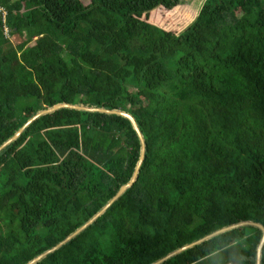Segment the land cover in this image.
Here are the masks:
<instances>
[{"label": "trees", "instance_id": "trees-1", "mask_svg": "<svg viewBox=\"0 0 264 264\" xmlns=\"http://www.w3.org/2000/svg\"><path fill=\"white\" fill-rule=\"evenodd\" d=\"M183 5L0 0V146L61 103L129 114L145 145L132 186L36 264H153L227 226L264 227V0H203L180 24ZM139 157L124 117L63 108L33 121L0 151V264L82 227ZM260 239L240 227L162 264H255Z\"/></svg>", "mask_w": 264, "mask_h": 264}, {"label": "water", "instance_id": "water-1", "mask_svg": "<svg viewBox=\"0 0 264 264\" xmlns=\"http://www.w3.org/2000/svg\"><path fill=\"white\" fill-rule=\"evenodd\" d=\"M63 108H67V109H73V110H78V111H84V112H89V113H105V114H114V115H118L121 117L126 118L133 130L136 132V135L139 139L140 142V157H139V161L137 163V166L134 170V173L130 179V181L121 187V189L118 191V193L116 194V196L103 208L101 209L94 217H92L87 223H85L82 227H80L79 229H77L76 231H74L72 234H70L68 237H66L63 241H61L60 243H58L57 245H55L53 248L49 249L48 251L40 254L39 256H37L36 258H34L33 260H31L30 262H28L27 264H36L39 261H41L43 258H45L47 255L53 253L54 251H56L57 249L61 248L63 245H65L67 242H69L71 239L75 238L76 236H78L80 233H82L86 228H88V226H90L100 215H102V213L106 210V208L112 203L114 202L117 198H119L125 190H127L128 188H130L132 186V184L135 182L137 174H138V170L139 167L141 165V162L143 160V156H144V152H145V145H144V140L143 137L137 127V124L134 120V118L124 112H120V111H108L106 109L103 108H98V107H94L92 105H83V104H65V103H61V104H57L51 108H48L46 110H41L38 111L32 118H30L9 140H7L6 142H4L1 146H0V151L5 148L7 145H9L10 143H12L13 141H15L19 135L36 119H38L41 116L44 115H48L51 113H54L57 110L63 109ZM240 227H253L256 228L258 230H260L261 232V239L260 242L257 246L256 249V259H255V264H261V253H262V247L264 245V227L256 222L253 221H244V222H240L234 225H230L227 226L225 228H222L220 230H217L199 240H196L190 244L184 245L181 248H178L172 252H170L169 254H167L166 256H164L163 258H161L160 260L154 262L153 264H162L163 262L169 260L170 258H172L173 256H176L178 254H180L181 252L190 249L196 245H199L205 241H208L210 239H212L213 237H216L220 234H223L225 232L240 228Z\"/></svg>", "mask_w": 264, "mask_h": 264}, {"label": "rangeland", "instance_id": "rangeland-1", "mask_svg": "<svg viewBox=\"0 0 264 264\" xmlns=\"http://www.w3.org/2000/svg\"><path fill=\"white\" fill-rule=\"evenodd\" d=\"M84 5H87L89 3V0H80ZM203 0H184V5L182 6L183 8L179 10V12H175L173 14V17L177 19L178 23H183L184 22H189V17L186 16L187 13H190L191 15L197 14L200 6L202 5ZM5 36L8 38L10 35L7 34L5 31ZM10 44L15 46L17 43L16 40H13L10 38ZM32 44V43H31ZM225 264H237L234 262V260L229 259L228 262Z\"/></svg>", "mask_w": 264, "mask_h": 264}]
</instances>
